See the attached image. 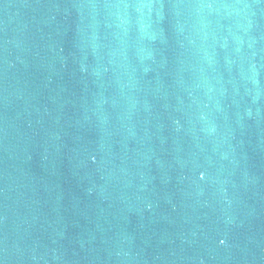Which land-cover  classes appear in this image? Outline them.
<instances>
[{
    "label": "water",
    "instance_id": "95a60500",
    "mask_svg": "<svg viewBox=\"0 0 264 264\" xmlns=\"http://www.w3.org/2000/svg\"><path fill=\"white\" fill-rule=\"evenodd\" d=\"M0 264H264V0H0Z\"/></svg>",
    "mask_w": 264,
    "mask_h": 264
}]
</instances>
